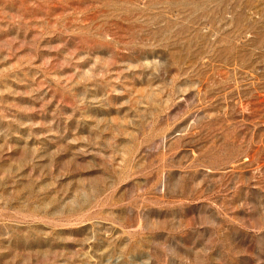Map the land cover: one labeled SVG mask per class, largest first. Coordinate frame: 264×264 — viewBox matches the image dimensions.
I'll list each match as a JSON object with an SVG mask.
<instances>
[{
  "label": "rangeland",
  "instance_id": "rangeland-1",
  "mask_svg": "<svg viewBox=\"0 0 264 264\" xmlns=\"http://www.w3.org/2000/svg\"><path fill=\"white\" fill-rule=\"evenodd\" d=\"M0 264H264V0H0Z\"/></svg>",
  "mask_w": 264,
  "mask_h": 264
}]
</instances>
